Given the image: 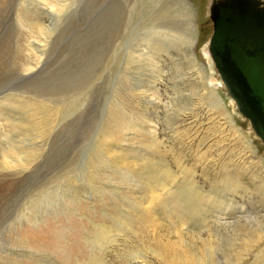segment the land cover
<instances>
[{"label": "rangeland", "instance_id": "1", "mask_svg": "<svg viewBox=\"0 0 264 264\" xmlns=\"http://www.w3.org/2000/svg\"><path fill=\"white\" fill-rule=\"evenodd\" d=\"M211 3L0 0V264H264V147L200 98Z\"/></svg>", "mask_w": 264, "mask_h": 264}, {"label": "water", "instance_id": "2", "mask_svg": "<svg viewBox=\"0 0 264 264\" xmlns=\"http://www.w3.org/2000/svg\"><path fill=\"white\" fill-rule=\"evenodd\" d=\"M207 50L238 114L264 147V3L212 0Z\"/></svg>", "mask_w": 264, "mask_h": 264}, {"label": "bare ground", "instance_id": "3", "mask_svg": "<svg viewBox=\"0 0 264 264\" xmlns=\"http://www.w3.org/2000/svg\"><path fill=\"white\" fill-rule=\"evenodd\" d=\"M184 1V0H183ZM61 8V7H60ZM179 27V26H178ZM190 27V28H189ZM189 27H188V32H189V30H190V33H188L189 34V36H190V40H189V45H188V53H189V55L191 56V58H192V60L193 61H196V59H195V57H194V55H193V53H192V48H193V46H194V44H195V27H194V24H193V21H191V24L189 25ZM163 28V27H162ZM174 27H171L170 26V28H168V27H164V30H165V33H166V35L167 36H170L171 38H172V36H174V33H170V32H175L176 33V35L178 34V31L176 30V28H174ZM188 36V37H189ZM183 37H187V35L186 36H183ZM176 39V38H175ZM180 39V38H179ZM187 39V38H186ZM205 56V61L206 62H204V67L206 68V73H205V71H204V73L202 74V77H201V82H200V84H199V92H200V98H201V100H203L206 104H208V106L210 107V108H212V109H214L216 112H218V111H220L221 112V114L223 115V116H225L226 118H227V120L229 121V123H230V125L232 126V125H234V120H232V118H231V114L228 112V110L226 109V107H227V105L229 104V106L232 108V110H233V112L234 113H238L237 112V110L235 109V106H234V103H233V101L229 98V96H228V98L230 99V101L228 102V104L226 105L225 104V102H224V100L219 96V91H221L222 89H223V91H224V88H223V85H222V83H221V81H220V78H219V76H218V74H217V76H218V79L217 80H215V75H213V72H214V70H213V63H212V61H211V58H210V56H209V54H205L204 55ZM197 65V64H196ZM215 69V68H214ZM202 70H204L203 69V67H202ZM204 75H205V78H204ZM226 92V91H225ZM227 94V93H226ZM233 106V107H232ZM239 115V114H238ZM221 116V115H220ZM242 118V117H241ZM235 131L236 132H238L237 131V129H235ZM264 182V181H263ZM176 183V182H175ZM238 184V183H237ZM232 189L233 190V188L235 189L236 188V184L235 185H233V184H231L230 186H227V189ZM205 197V196H204ZM209 199V198H208ZM201 201V200H200ZM217 219V218H216ZM250 237V236H249ZM251 238V237H250ZM255 238V237H254ZM256 239V238H255ZM255 239H251V240H253L254 242H256V240ZM249 243V242H248ZM257 243V242H256ZM260 253V252H259ZM264 254V253H263ZM255 262V261H254ZM256 264V263H255Z\"/></svg>", "mask_w": 264, "mask_h": 264}]
</instances>
